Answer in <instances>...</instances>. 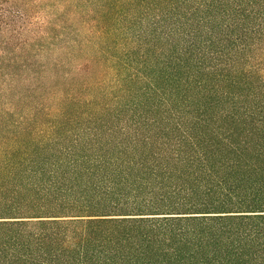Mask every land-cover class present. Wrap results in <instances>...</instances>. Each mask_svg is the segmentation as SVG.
Listing matches in <instances>:
<instances>
[{"label": "trees", "instance_id": "16d2710c", "mask_svg": "<svg viewBox=\"0 0 264 264\" xmlns=\"http://www.w3.org/2000/svg\"><path fill=\"white\" fill-rule=\"evenodd\" d=\"M0 264H264V0H0Z\"/></svg>", "mask_w": 264, "mask_h": 264}, {"label": "rangeland", "instance_id": "374dc122", "mask_svg": "<svg viewBox=\"0 0 264 264\" xmlns=\"http://www.w3.org/2000/svg\"><path fill=\"white\" fill-rule=\"evenodd\" d=\"M63 1H69V0H63ZM79 25V24H78Z\"/></svg>", "mask_w": 264, "mask_h": 264}]
</instances>
